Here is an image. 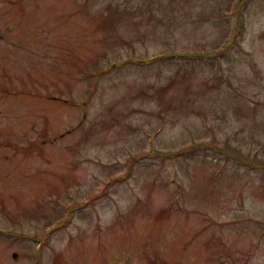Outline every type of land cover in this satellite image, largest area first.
Masks as SVG:
<instances>
[{
    "label": "rangeland",
    "instance_id": "obj_1",
    "mask_svg": "<svg viewBox=\"0 0 264 264\" xmlns=\"http://www.w3.org/2000/svg\"><path fill=\"white\" fill-rule=\"evenodd\" d=\"M4 229L0 264H264V0H0Z\"/></svg>",
    "mask_w": 264,
    "mask_h": 264
},
{
    "label": "water",
    "instance_id": "obj_2",
    "mask_svg": "<svg viewBox=\"0 0 264 264\" xmlns=\"http://www.w3.org/2000/svg\"><path fill=\"white\" fill-rule=\"evenodd\" d=\"M14 256H15V254H14Z\"/></svg>",
    "mask_w": 264,
    "mask_h": 264
}]
</instances>
